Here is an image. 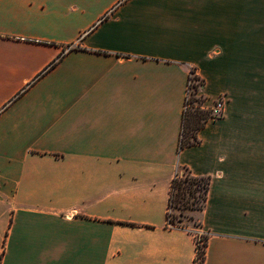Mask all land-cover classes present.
Returning <instances> with one entry per match:
<instances>
[{"label": "crops", "instance_id": "1", "mask_svg": "<svg viewBox=\"0 0 264 264\" xmlns=\"http://www.w3.org/2000/svg\"><path fill=\"white\" fill-rule=\"evenodd\" d=\"M261 38L264 0H0V264H264ZM191 69L225 111L180 150Z\"/></svg>", "mask_w": 264, "mask_h": 264}, {"label": "trees", "instance_id": "2", "mask_svg": "<svg viewBox=\"0 0 264 264\" xmlns=\"http://www.w3.org/2000/svg\"><path fill=\"white\" fill-rule=\"evenodd\" d=\"M195 70V69H194ZM198 79L204 83V80L197 76ZM198 91V86H196ZM202 98L196 96V92L192 96L186 98L185 109L183 115V123L181 129V136L179 142V149L196 145L201 142L199 138V131L205 127L210 121L215 119L211 115L209 109L202 108L200 105L195 106L194 102L200 101ZM211 186L210 176H197L191 173L190 170L185 169L177 173L171 183L169 210L167 213V226L171 228H183L177 220H181L177 213H173V208L186 209H204ZM209 235H203L204 244L199 246L197 244V255L195 264H205L206 247Z\"/></svg>", "mask_w": 264, "mask_h": 264}, {"label": "built area", "instance_id": "3", "mask_svg": "<svg viewBox=\"0 0 264 264\" xmlns=\"http://www.w3.org/2000/svg\"><path fill=\"white\" fill-rule=\"evenodd\" d=\"M197 76L198 75L196 74L195 70L191 69L190 73H189L188 92H187L186 98H189L190 96H192V93L196 92V96L201 97L202 99L200 101L198 100V101L194 102L195 106L200 105L202 108L209 109L211 111V115L215 119L221 118L224 115V111H225V97L220 96L211 105H207V99L200 92V89L202 86V81L200 79H198ZM196 86H198V91L196 90ZM199 233L203 234L205 232H203V231L198 232V233H196V236ZM199 239H197V237H196L197 244L199 246H203L204 240H199Z\"/></svg>", "mask_w": 264, "mask_h": 264}, {"label": "rangeland", "instance_id": "4", "mask_svg": "<svg viewBox=\"0 0 264 264\" xmlns=\"http://www.w3.org/2000/svg\"><path fill=\"white\" fill-rule=\"evenodd\" d=\"M253 45H258V46H264V38L261 39H253ZM201 209H179V208H173V213H177L179 215V218L181 219L180 221L177 220L179 224H182L183 226H188L191 228H196L199 225L198 219L195 217V213ZM203 235H207L206 233L203 234H198L196 237L199 240L203 239Z\"/></svg>", "mask_w": 264, "mask_h": 264}]
</instances>
